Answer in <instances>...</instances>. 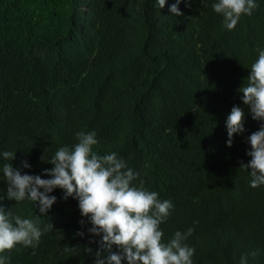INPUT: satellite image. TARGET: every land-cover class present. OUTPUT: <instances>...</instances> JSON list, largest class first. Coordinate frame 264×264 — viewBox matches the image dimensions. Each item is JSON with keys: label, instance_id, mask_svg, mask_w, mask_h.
I'll use <instances>...</instances> for the list:
<instances>
[{"label": "trees", "instance_id": "obj_1", "mask_svg": "<svg viewBox=\"0 0 264 264\" xmlns=\"http://www.w3.org/2000/svg\"><path fill=\"white\" fill-rule=\"evenodd\" d=\"M215 2L181 0L174 16L175 0L162 9L157 0H0V153L16 152L22 174L48 178L53 166L41 157L95 131L94 151L117 152L139 174L134 186L172 201L165 241L194 228L184 242L193 264H240L245 255L264 264V185L252 188L240 168L260 122L238 92L264 50V0L233 30ZM233 106L245 110L246 131L228 147ZM0 189L5 210L54 226L35 249L0 253L7 264H96L101 237L88 232L76 199L55 189L42 216L31 201L7 199L2 173Z\"/></svg>", "mask_w": 264, "mask_h": 264}, {"label": "clouds", "instance_id": "obj_2", "mask_svg": "<svg viewBox=\"0 0 264 264\" xmlns=\"http://www.w3.org/2000/svg\"><path fill=\"white\" fill-rule=\"evenodd\" d=\"M162 9L166 0H157ZM175 0L170 13L180 16ZM257 7L255 0H217L213 10L223 16V27L233 30L242 15H252ZM242 93V103L247 107L251 118L260 122L259 129L247 137L251 150L248 163L240 162V168L249 171L250 186L257 188L264 185V50H258V58L250 67V74L238 89ZM246 112L240 106H233L226 119L228 139L231 147L235 135L243 134ZM95 131L76 133L77 143L72 146L59 147L47 160L42 162L53 167L45 169L41 175L23 173L11 163L15 159L12 151L0 153V173L7 182V199L16 203L31 201L38 213L47 216L48 211L57 201L51 195L55 189L64 192V199L69 197L78 201L81 216L91 223L88 232L99 236L100 249L96 264H193L194 249L185 242L192 235L194 228L182 233L176 231L170 239H163L160 225L164 223L173 210L171 200H161L159 194L143 186H134L138 173L128 167L127 162L113 151L99 154L93 150L97 145ZM23 169L31 165L21 162ZM0 191H3L0 189ZM3 196H0V200ZM81 225L85 220L80 221ZM54 226L49 223L40 227L39 216L25 218L14 215L0 204V253L10 251L17 245L35 249L42 234ZM77 235L83 237L84 232ZM116 246L118 251H113ZM91 251V249H89ZM106 253L103 259L101 255ZM255 255V253H252ZM8 258L0 255V264H7ZM240 264H247V256H242Z\"/></svg>", "mask_w": 264, "mask_h": 264}]
</instances>
